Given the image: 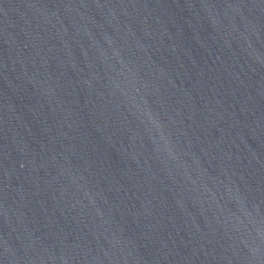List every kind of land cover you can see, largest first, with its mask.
Wrapping results in <instances>:
<instances>
[{
    "label": "water",
    "instance_id": "95a60500",
    "mask_svg": "<svg viewBox=\"0 0 264 264\" xmlns=\"http://www.w3.org/2000/svg\"><path fill=\"white\" fill-rule=\"evenodd\" d=\"M0 264H264V0H0Z\"/></svg>",
    "mask_w": 264,
    "mask_h": 264
}]
</instances>
